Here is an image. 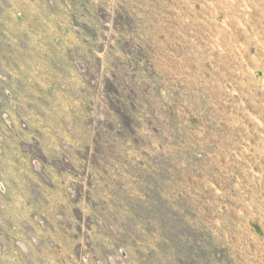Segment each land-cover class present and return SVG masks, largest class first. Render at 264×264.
I'll return each mask as SVG.
<instances>
[{"label":"rangeland","instance_id":"1","mask_svg":"<svg viewBox=\"0 0 264 264\" xmlns=\"http://www.w3.org/2000/svg\"><path fill=\"white\" fill-rule=\"evenodd\" d=\"M0 264H264V0H0Z\"/></svg>","mask_w":264,"mask_h":264}]
</instances>
